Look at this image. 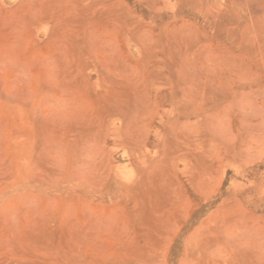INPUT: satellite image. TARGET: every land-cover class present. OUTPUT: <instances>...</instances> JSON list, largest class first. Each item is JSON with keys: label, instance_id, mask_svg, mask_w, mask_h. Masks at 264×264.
Listing matches in <instances>:
<instances>
[{"label": "rangeland", "instance_id": "rangeland-1", "mask_svg": "<svg viewBox=\"0 0 264 264\" xmlns=\"http://www.w3.org/2000/svg\"><path fill=\"white\" fill-rule=\"evenodd\" d=\"M0 264H264V0H0Z\"/></svg>", "mask_w": 264, "mask_h": 264}]
</instances>
